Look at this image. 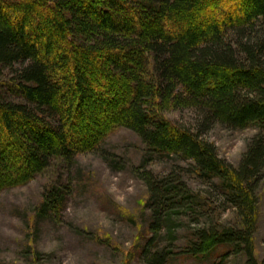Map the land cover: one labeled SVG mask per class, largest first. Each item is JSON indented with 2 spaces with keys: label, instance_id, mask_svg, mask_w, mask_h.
I'll return each mask as SVG.
<instances>
[{
  "label": "trees",
  "instance_id": "16d2710c",
  "mask_svg": "<svg viewBox=\"0 0 264 264\" xmlns=\"http://www.w3.org/2000/svg\"><path fill=\"white\" fill-rule=\"evenodd\" d=\"M178 108L191 109L195 123L167 116ZM215 125L260 129L237 166L207 138ZM121 128L154 155L179 162L143 177L151 211L144 264H168L170 245L156 248V241L164 228L173 235L179 216L196 212L186 176L233 207L239 221L222 226L202 214L189 252L206 256L226 245L246 264H264L255 248L264 179V0H0V193L55 162L72 165L79 154L102 152ZM44 198L47 209L65 195L58 188Z\"/></svg>",
  "mask_w": 264,
  "mask_h": 264
},
{
  "label": "rangeland",
  "instance_id": "374dc122",
  "mask_svg": "<svg viewBox=\"0 0 264 264\" xmlns=\"http://www.w3.org/2000/svg\"><path fill=\"white\" fill-rule=\"evenodd\" d=\"M167 116L180 124L195 123V114L188 108L172 109ZM259 131L258 127L234 130L215 125L206 136L223 159L237 166ZM178 163L174 157L154 155L135 132L121 128L106 140L102 152L79 154L72 165L55 162L30 183L3 190L0 264H144L140 252L149 237L151 211L143 177L164 175ZM186 178L195 191L196 212L191 218L179 216L172 236L164 228L156 248L170 245L168 264H246L243 253L226 245L206 256L189 252L194 228L205 222L202 214L222 226L239 221L233 207L223 208L210 199L206 185L194 176ZM58 188L63 190L64 200L44 209L45 194ZM257 196L255 248L261 261L264 179Z\"/></svg>",
  "mask_w": 264,
  "mask_h": 264
}]
</instances>
